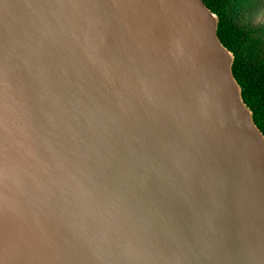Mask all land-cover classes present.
Returning a JSON list of instances; mask_svg holds the SVG:
<instances>
[{
  "label": "water",
  "instance_id": "95a60500",
  "mask_svg": "<svg viewBox=\"0 0 264 264\" xmlns=\"http://www.w3.org/2000/svg\"><path fill=\"white\" fill-rule=\"evenodd\" d=\"M204 0H0V264H264V134Z\"/></svg>",
  "mask_w": 264,
  "mask_h": 264
},
{
  "label": "trees",
  "instance_id": "16d2710c",
  "mask_svg": "<svg viewBox=\"0 0 264 264\" xmlns=\"http://www.w3.org/2000/svg\"><path fill=\"white\" fill-rule=\"evenodd\" d=\"M204 2L218 16L219 39L234 55V77L255 124L264 134V22L256 25L253 14L260 6L253 9V0Z\"/></svg>",
  "mask_w": 264,
  "mask_h": 264
},
{
  "label": "rangeland",
  "instance_id": "374dc122",
  "mask_svg": "<svg viewBox=\"0 0 264 264\" xmlns=\"http://www.w3.org/2000/svg\"><path fill=\"white\" fill-rule=\"evenodd\" d=\"M255 2V6L253 7L256 8L258 6H260L259 10L254 11V15H255V24L257 25L258 23L264 22V0H253ZM252 3V1H251ZM251 5H249L250 7Z\"/></svg>",
  "mask_w": 264,
  "mask_h": 264
}]
</instances>
